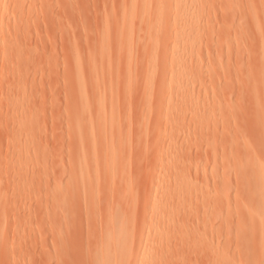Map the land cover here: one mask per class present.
<instances>
[{
    "label": "rangeland",
    "instance_id": "1",
    "mask_svg": "<svg viewBox=\"0 0 264 264\" xmlns=\"http://www.w3.org/2000/svg\"><path fill=\"white\" fill-rule=\"evenodd\" d=\"M132 1L0 0V264H64L65 254L74 264L73 254L92 246L99 234H89L100 233L101 220L117 210L133 208L126 214L138 221L130 238L145 240L155 225L151 208L168 205L177 173L187 192L175 203L206 212L204 223L191 222L194 238L219 246L232 264H264V208L257 197L264 136L256 125V103L264 106L257 83L264 0H196L194 29L184 39L174 37L171 23L180 10L168 0H155L147 11L141 0ZM167 42L184 46L180 64L166 62ZM153 51L162 52L154 63ZM179 73L182 93L169 99ZM144 83L153 87L149 95ZM94 146L108 164L87 152ZM83 151L85 167L100 176L77 202L73 175ZM84 208L94 232L88 221L86 233ZM67 212L73 228L63 220ZM82 213L85 235L82 216L74 224ZM63 228L74 234L66 239ZM152 236L147 264H218L187 250L165 259L158 247L173 248L174 237L153 245ZM77 237L84 247L75 250Z\"/></svg>",
    "mask_w": 264,
    "mask_h": 264
},
{
    "label": "bare ground",
    "instance_id": "2",
    "mask_svg": "<svg viewBox=\"0 0 264 264\" xmlns=\"http://www.w3.org/2000/svg\"><path fill=\"white\" fill-rule=\"evenodd\" d=\"M141 1L145 4V11L151 9L152 5L156 1L158 4H162L164 2V0H156V1L155 0L154 1H152V0H141ZM195 1L196 0H168V4H169L170 8H175V9L180 10V14H179L180 16H179L178 20L175 19L171 23L173 30H174V37L175 38L181 37L184 39L186 36H190V34H192V31L194 29V26L192 23V19H193L192 13H193V9H194L193 4ZM132 2H135V0H133ZM157 15H159V13ZM259 31H260V29L258 28L257 33H259ZM259 35H261V34H259ZM162 41H163V39H161L159 37L158 40L155 42V44H160ZM185 42L188 43L187 40H185ZM152 44L155 46L154 41ZM164 51L168 53V56L166 58V62L169 65L180 64L183 61L182 60V58L184 56V46L183 45H179L178 43H172L171 44V43L167 42L166 45L164 46ZM160 53H162V52L153 51L150 54V59H151L152 63L158 61V59L160 57ZM263 59H264V57H263ZM155 69H156L155 66L152 65L150 68H148V71L154 72V71H156ZM76 77L79 79L78 74ZM183 77H184L183 73H179V74L174 75V77L172 79V83H171L170 87L168 88L169 99L176 98L179 94L182 93L183 88H182V84L179 82V79H181ZM162 83H163V81L161 82V84ZM257 83L259 84V87L260 86L263 87L261 90H262V93L264 94V69H262L261 72H259ZM149 84L150 83H147V85H146V83L143 84L144 85V88H143L144 94L149 95L151 93V90L153 89V87ZM143 85H142V87H143ZM97 92H99L98 88H97ZM256 104L258 105V109L260 110L256 125L258 128H260V133L262 132V135L264 136V106H261L260 103H256ZM76 133L78 134L79 131H77ZM99 148H98V146H94V147H92L91 150L89 149V151H87V152L88 153L91 152L90 154H94L95 156L96 155L101 156V159L103 160V162L105 164H108L109 158H107V155L104 156L103 149L102 148L99 149ZM87 152H85V151L80 152L79 155H81V153H82V155H81L82 157L80 160L82 162H79V172H77L75 175H73V178H74L73 181L75 183L74 186L76 187V188L74 187L75 191L73 193H75V194L73 195V198L77 197V200H75L77 202L80 201V199L83 201V197L78 199L81 196H84V198H85L84 200H86V198L88 197L90 191H88V189L86 187L87 182L91 178L97 180L100 176V174H98V172H93V171L88 170L85 167V165L83 164L85 161L82 159H84L85 156L88 155ZM158 154L161 155L160 151ZM163 164H164L163 166H165V167H166V165H168L167 162H165ZM258 173L260 176V185H259L260 190L257 193V197H258V199L260 198L261 202L263 203L262 207L264 208V164L258 165ZM171 183H172V191L170 193V196H171L170 201L168 202V205H165V206H158V207H156L155 205L152 206L150 217L152 218V217L156 216L155 217V225H153L154 227L152 228V230L149 229L147 231V234L145 233L146 238H145V240L142 238L140 240L142 242L139 241L137 243H132V239L130 238L131 229H133L134 224H136L138 222L137 219H136V221H137L136 223L134 221V217H133L134 215H132V213H134L133 208L131 210L128 208L126 209L127 212L130 210L128 212L129 214L132 211V213L130 215L131 217H126V214H127V216H129L128 213H124L125 214L124 215L123 213H121V211L117 210L118 212L115 211L113 214L111 213L112 216H110V218H106L107 216L105 218H103V220H101V223H100V225H101V232L100 233H98L97 230L94 228L96 226L92 225L94 219L92 221V219L89 218L90 213L87 212L86 211L87 209L84 208L85 209L84 215L86 216V218L88 217V219H89V220L86 219L87 220L86 225L88 224V221H91L90 224L93 226V232L96 230L95 233L92 235V232H91L92 226H89V224H88L87 225L88 227L86 229L88 232H86V233L91 232L90 234L92 236L90 234H89V236L92 237V239L95 238L94 236H96V235L98 236V234H99V236L95 238V241H92V239L90 240V241H92V243L90 242V244L92 246H90L89 242H87V244H86L85 242L88 239L85 236H83V235H85V230H84V223L85 222L83 221V224H82L84 212L79 216L77 215V218H76L77 221L74 218V220H75L74 224H76V222H78L77 226L80 225L78 220L82 216L80 223L83 225V227L82 226L79 227V228L82 227V230H84V234L82 235V237H84L85 239L82 238V240H85V241H82V243H85L86 245L89 244L88 246H90V247H87L85 249L83 248L84 244L82 245L81 240H80L81 239V230L78 228V230H80V234L78 236V237H80V239L78 237L77 238L80 240V242H77L79 240L75 241L73 239L72 241L74 244L70 243V244H73L72 245L73 247H75V245H80V246L82 245L81 247L80 246H76V247L83 248V250H81V251H83V254H81L80 256H77L80 254L79 252H77L76 256L78 258L80 257V259L82 256L85 257L86 262L84 259H81V261L84 264H147V259L149 256L148 238H150V236H152L151 234H153V235H155L154 237L152 236L153 237V239H152L153 245H154V242L156 240L160 241L161 240L160 238L163 235H171L174 237L175 245H172V246H174L173 248H171L169 246L158 247L161 255L163 256V258L165 257V259L172 257L173 253H176V254L179 253V255L180 254L182 255V253L186 252V250H187L188 255L190 252L192 253V251H194V255H195V253H199L197 255L203 254L204 257H207L209 254V255H211L210 258L213 260V262H217L218 264H226V263L232 264V260L229 259V257L227 255H225L224 251L221 250L219 248V246H217L216 249L213 250V243H211V241H208V240L200 238V237L198 239L194 238L193 233H194L195 229H193L194 227L192 228L191 222L195 219V222L197 220V222H198L197 224H199V225L204 223L203 219L206 215V212L205 211L200 212L199 210L194 211L191 208L185 207V205H183L182 202H179L178 204H176L175 200L180 199V197L183 198L187 192V190L184 188L185 181L177 173V174H174V178L172 179ZM108 184H106V186H108ZM168 184H169V182H168ZM241 186H242V184H241ZM248 193H249V195L253 194V193L251 194L250 190H248ZM76 194H77V196H76ZM71 197H72V194H71ZM71 197H70V199L72 200ZM157 197L158 196L155 195L154 200H156ZM1 201L2 200H0V202ZM72 201H74V200H72ZM2 205H0V206H2ZM2 208L0 207V210H2ZM73 210H74V208H73ZM67 211H70V214H71L72 210H67ZM79 211H80V207H79ZM82 211H83V209H82ZM72 213H74V211H72ZM88 213H89V215H88ZM63 214H65V213H63ZM68 214L69 213L67 212V214H65L66 215L65 217L63 215L64 219L63 218L62 219L63 220H65L66 218H67V220L69 218L73 219V217L68 215ZM136 216H138V215H136ZM249 216L252 218V217H254V214H250ZM75 217H76V215H75ZM90 217L93 218L92 216H90ZM144 219H145L144 217L141 219L142 220L141 221L142 230H146L144 224L142 223L144 221ZM6 220H7V218H6ZM58 221H59V219H58ZM68 221L69 222H67V225L69 226V223H70L71 224L70 227L73 228L72 227L73 221L72 222H70V220H68ZM2 224H4L3 221H2ZM64 224H65V222H64ZM98 224H99V221H98ZM98 224H96V225L98 226ZM68 226H66V225L64 226L66 231H67ZM0 227H1V224H0ZM64 228H63V232L65 234L64 236H66V239L68 238L69 235L74 234V231H72L73 233L70 234L71 231L69 230V235L67 236L66 231H64ZM97 229H99V227H97ZM1 231L2 230L0 229V233H1ZM59 232H61V231H59ZM237 234L241 235L242 233L240 230H238ZM143 235L144 234L142 233V235H140L139 237H142ZM59 236H60V234H59ZM86 236H88V235H86ZM89 236H88V238H89ZM133 236L135 237L138 235L134 234ZM156 236H159V237L155 238ZM73 237L72 236L69 237V240H71V238H73ZM63 239H64V237H63ZM68 241H66V244ZM143 242H144V244H142ZM86 245H85V247H86ZM134 246H138L139 249L135 253L130 252V249ZM73 247H71L72 250H73ZM76 247L74 248L75 250H76ZM66 249H67V247H66ZM79 249H77V251ZM68 250H70V249H68ZM75 250H73V251H75ZM64 251L65 250H63V253H64ZM75 253L74 254H73V252L71 253L74 255V256L71 255V257L73 256L74 259L72 260L71 258H69V260L71 259V261H73V262L70 261V263L75 264V262H78V263L80 262V259H78L79 261L75 260V259H77V257L75 256ZM171 253H172V255H171ZM204 254H207V256H205ZM66 255L67 254H65V256ZM65 256H63V261H67L66 263H64V264H67L68 260L66 258H64ZM68 257H69V253H68ZM260 257H264L263 251L260 252ZM82 262H80L79 264H81Z\"/></svg>",
    "mask_w": 264,
    "mask_h": 264
}]
</instances>
